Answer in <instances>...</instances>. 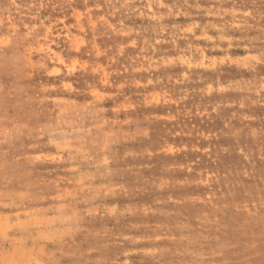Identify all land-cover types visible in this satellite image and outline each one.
I'll list each match as a JSON object with an SVG mask.
<instances>
[{
	"label": "rangeland",
	"instance_id": "1",
	"mask_svg": "<svg viewBox=\"0 0 264 264\" xmlns=\"http://www.w3.org/2000/svg\"><path fill=\"white\" fill-rule=\"evenodd\" d=\"M11 258L264 264V0H0Z\"/></svg>",
	"mask_w": 264,
	"mask_h": 264
},
{
	"label": "crops",
	"instance_id": "2",
	"mask_svg": "<svg viewBox=\"0 0 264 264\" xmlns=\"http://www.w3.org/2000/svg\"><path fill=\"white\" fill-rule=\"evenodd\" d=\"M20 247H18V248H14V247H12V246H10V253L12 254L14 251H19L20 252ZM19 252H17V253H19ZM13 255V254H12ZM15 255V254H14ZM13 255V256H14ZM17 261H15V259L14 258H11V260L9 261V263L8 264H17L16 263ZM21 264V263H20ZM24 264H28V262L27 263H24Z\"/></svg>",
	"mask_w": 264,
	"mask_h": 264
}]
</instances>
